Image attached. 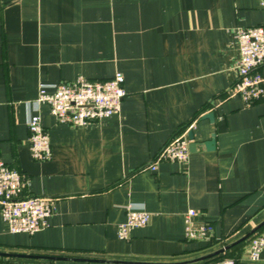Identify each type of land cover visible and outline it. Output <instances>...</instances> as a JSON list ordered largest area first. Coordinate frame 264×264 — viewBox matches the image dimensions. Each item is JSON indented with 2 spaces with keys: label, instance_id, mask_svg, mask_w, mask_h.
Listing matches in <instances>:
<instances>
[{
  "label": "crops",
  "instance_id": "obj_1",
  "mask_svg": "<svg viewBox=\"0 0 264 264\" xmlns=\"http://www.w3.org/2000/svg\"><path fill=\"white\" fill-rule=\"evenodd\" d=\"M264 25L259 0H0V157L26 179L24 196L56 199L48 227L12 234L0 211V253L146 264L196 260L264 222V99L235 94L237 29ZM124 75L121 111L73 128L40 106L52 158L35 161L28 118L42 85ZM264 77V66L259 69ZM48 92H52L49 88ZM214 113L225 122L203 117ZM187 164L148 166L183 131ZM191 143V141H190ZM129 206L147 226L119 238ZM214 239H186V215ZM249 243L231 252L248 259ZM209 260V259H208ZM191 264H214L212 261ZM0 264H122L0 256ZM124 264V263H123Z\"/></svg>",
  "mask_w": 264,
  "mask_h": 264
},
{
  "label": "built area",
  "instance_id": "obj_2",
  "mask_svg": "<svg viewBox=\"0 0 264 264\" xmlns=\"http://www.w3.org/2000/svg\"><path fill=\"white\" fill-rule=\"evenodd\" d=\"M264 9V0H259ZM237 39L240 59L235 65L238 79L233 91L246 105L264 99V77L259 69L264 66V25L238 28ZM124 75L117 72L112 78L89 81L83 77L71 83L51 86L42 85L30 108L28 130L30 149L35 161H49L52 158L50 136L42 124L40 106L48 105L51 115L59 124L80 128L101 122L121 111L126 96ZM51 88L52 92L47 90ZM190 140L185 130L163 147L148 166L156 171L161 162L187 164L190 157ZM27 185L25 177L15 168L5 164L0 157V211L12 234L34 235L48 227L56 199L49 196H24ZM195 210L186 215V239L207 241L214 239V227L210 223L195 224ZM150 214L142 207L129 206L127 219L119 225V238L128 240L133 229L145 227ZM264 251V231L249 242L248 259L258 261ZM227 258L214 264H237Z\"/></svg>",
  "mask_w": 264,
  "mask_h": 264
},
{
  "label": "water",
  "instance_id": "obj_3",
  "mask_svg": "<svg viewBox=\"0 0 264 264\" xmlns=\"http://www.w3.org/2000/svg\"><path fill=\"white\" fill-rule=\"evenodd\" d=\"M203 118L208 119L212 124H216L218 127V133H224L226 131L225 122L222 120L218 121L216 119L214 113L206 114ZM188 136H189V140L191 141V143L189 145L190 153L196 152L198 147H205L207 150H210V151L215 149L216 134H213L211 137V140L206 141L204 143H199V142L194 141L195 137H194L193 131H190ZM263 227H264V222L261 225H259L258 227H256L253 231L248 233L246 236L242 237L241 239H239V240H237L231 244L224 246L223 248H221L215 252H212L208 255L200 257L196 260H192V261L184 262V263H177V264H191V263L201 262V261H205V260L211 259L213 257H216L218 255L224 254L225 252H227L231 248H233V247L243 243L244 241L248 240L250 237H252L254 234H256ZM0 256H18V257H26V258H38V259H46V260H53V261H70V262H102V263H122V264L123 263L124 264H146V263H132V262H121V261L89 260V259H79V258L13 255V254H6V253H0Z\"/></svg>",
  "mask_w": 264,
  "mask_h": 264
},
{
  "label": "trees",
  "instance_id": "obj_4",
  "mask_svg": "<svg viewBox=\"0 0 264 264\" xmlns=\"http://www.w3.org/2000/svg\"><path fill=\"white\" fill-rule=\"evenodd\" d=\"M263 231H264V227L261 228L256 234H254V235H253L252 237H250L248 240H246V241H244L243 243H241V244H239V245H237V246L231 248L230 250H228V251L225 252L224 254H221V255H218V256H216V257H213V258L209 259L208 261L219 262V261H222V260L227 259V258H232V259H235V260L239 261V258H238V257H237V258H233V257H231V252H232L234 249H236L237 247H239L240 245H243L244 243H247V242L249 243V242L251 241V239H252L254 236H256L257 234H260V233L263 232Z\"/></svg>",
  "mask_w": 264,
  "mask_h": 264
}]
</instances>
